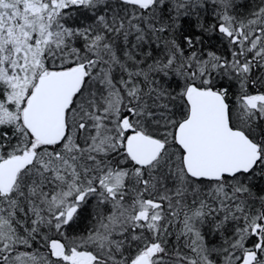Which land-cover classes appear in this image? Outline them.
<instances>
[{
    "label": "snow or ice",
    "instance_id": "6c2138e0",
    "mask_svg": "<svg viewBox=\"0 0 264 264\" xmlns=\"http://www.w3.org/2000/svg\"><path fill=\"white\" fill-rule=\"evenodd\" d=\"M0 264H264V0H0Z\"/></svg>",
    "mask_w": 264,
    "mask_h": 264
}]
</instances>
